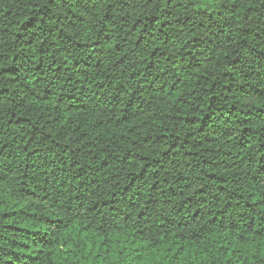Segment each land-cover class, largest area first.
Segmentation results:
<instances>
[{"label":"trees","instance_id":"trees-1","mask_svg":"<svg viewBox=\"0 0 264 264\" xmlns=\"http://www.w3.org/2000/svg\"><path fill=\"white\" fill-rule=\"evenodd\" d=\"M0 264H264V0H0Z\"/></svg>","mask_w":264,"mask_h":264}]
</instances>
